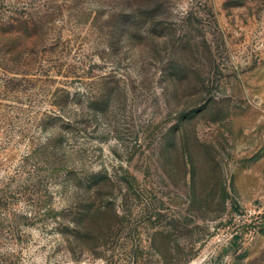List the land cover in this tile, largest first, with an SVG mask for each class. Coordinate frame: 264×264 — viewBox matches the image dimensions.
Masks as SVG:
<instances>
[{
    "label": "rangeland",
    "instance_id": "obj_1",
    "mask_svg": "<svg viewBox=\"0 0 264 264\" xmlns=\"http://www.w3.org/2000/svg\"><path fill=\"white\" fill-rule=\"evenodd\" d=\"M0 264H264V0H0Z\"/></svg>",
    "mask_w": 264,
    "mask_h": 264
}]
</instances>
